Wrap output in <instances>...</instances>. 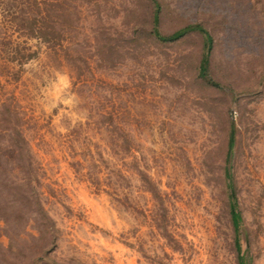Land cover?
Listing matches in <instances>:
<instances>
[{
    "label": "rangeland",
    "instance_id": "rangeland-1",
    "mask_svg": "<svg viewBox=\"0 0 264 264\" xmlns=\"http://www.w3.org/2000/svg\"><path fill=\"white\" fill-rule=\"evenodd\" d=\"M157 2L213 83L152 0H0V264H264V0Z\"/></svg>",
    "mask_w": 264,
    "mask_h": 264
},
{
    "label": "trees",
    "instance_id": "trees-1",
    "mask_svg": "<svg viewBox=\"0 0 264 264\" xmlns=\"http://www.w3.org/2000/svg\"><path fill=\"white\" fill-rule=\"evenodd\" d=\"M156 6L154 18H153V27L151 30V35L155 36L161 41L164 42H173L180 40L181 38L187 36L190 33L193 32H198L202 35H204V48L205 52L203 53L201 60H200V65H199V75L200 77L206 79L207 81L212 82V79L209 74V64H210V52H211V45H212V36L208 32V30L201 24V23H191L188 25H185L181 28H178L174 30L171 33H164L161 31L159 27V22H160V4L157 2V0H152ZM44 27L40 24L37 25V30L40 31V34H42L46 39L49 38V25L44 22ZM35 27V25H32ZM18 132V131H17ZM19 134V132H18ZM234 132H231L230 139H229V151L228 154H231V149L234 145ZM227 175L230 176L229 171L227 170ZM231 217L232 221L234 224V228L236 231L239 230V222L241 219L240 213L236 210L235 203L231 204ZM236 248L239 252L238 254V259H239V264H244V259L243 256L240 254L241 252V243L239 241V238H236Z\"/></svg>",
    "mask_w": 264,
    "mask_h": 264
}]
</instances>
